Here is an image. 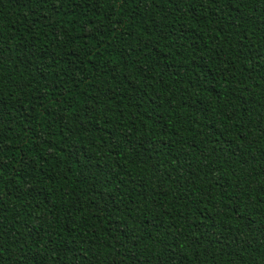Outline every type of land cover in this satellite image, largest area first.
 Instances as JSON below:
<instances>
[{
  "label": "trees",
  "instance_id": "16d2710c",
  "mask_svg": "<svg viewBox=\"0 0 264 264\" xmlns=\"http://www.w3.org/2000/svg\"><path fill=\"white\" fill-rule=\"evenodd\" d=\"M0 264H264V0H0Z\"/></svg>",
  "mask_w": 264,
  "mask_h": 264
}]
</instances>
